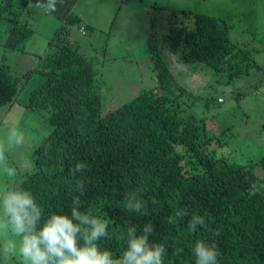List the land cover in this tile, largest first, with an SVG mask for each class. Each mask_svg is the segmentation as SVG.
<instances>
[{
    "label": "trees",
    "instance_id": "1",
    "mask_svg": "<svg viewBox=\"0 0 264 264\" xmlns=\"http://www.w3.org/2000/svg\"><path fill=\"white\" fill-rule=\"evenodd\" d=\"M73 1L55 0V12L61 13L56 16L68 25L79 21L68 12ZM155 20L150 18L147 49L162 92L146 90L105 114L91 59L56 31L36 68L44 80L26 103L48 110L53 129L34 149V170L17 186L35 195L47 218L69 212L75 179H83L85 210L107 220L111 239L101 245L116 258L127 247V227L135 225L139 233L151 223L150 241L166 242L164 264H195L198 240L216 242L218 264H264V187L251 166L209 152L195 116H181L172 106L167 91L173 75L158 47ZM165 27L162 44L183 63L204 62L230 78L258 68L253 48L233 42L223 18L181 9L170 13ZM32 32L28 21L15 17L6 26L4 44L17 49ZM20 85V77L0 60V105L13 104ZM77 162L90 167L73 177L70 169ZM129 193L146 201L147 215L124 209L121 201ZM179 209L188 216L169 224ZM193 214L205 218L195 232L188 228Z\"/></svg>",
    "mask_w": 264,
    "mask_h": 264
},
{
    "label": "rangeland",
    "instance_id": "2",
    "mask_svg": "<svg viewBox=\"0 0 264 264\" xmlns=\"http://www.w3.org/2000/svg\"><path fill=\"white\" fill-rule=\"evenodd\" d=\"M181 9L225 19L231 40L253 48L258 68L230 78L204 62L178 60L165 49L162 34L170 13ZM68 12L79 16L78 23L65 24L43 0H0V60L21 82L17 100L0 105V146L7 164L17 170L10 181L0 173V185L17 186L34 170V149L53 129L48 110L26 103L30 90L44 80L36 68L56 31L57 38L66 36L91 59L105 114L146 90L162 92L147 49L150 18H156L158 47L173 75L167 91L172 106L181 116H195L209 152L251 166L264 187V0H74ZM15 17L28 21L33 32L10 49L5 29ZM17 134L23 135L20 144Z\"/></svg>",
    "mask_w": 264,
    "mask_h": 264
},
{
    "label": "clouds",
    "instance_id": "3",
    "mask_svg": "<svg viewBox=\"0 0 264 264\" xmlns=\"http://www.w3.org/2000/svg\"><path fill=\"white\" fill-rule=\"evenodd\" d=\"M46 7L54 12L55 0H49ZM15 142L22 143L23 135L17 134ZM89 167L87 162H77L70 174L75 177L80 172L83 176ZM16 172L7 164L5 150L0 146V173L10 181ZM72 191L76 194L71 196L69 212L45 218L43 206L30 190L12 183L0 185V264H164L166 242L150 241L154 230L151 223L139 233L137 226L127 227V247L119 258L114 257L101 245V241L111 239L107 220L85 210L81 199L85 195L84 180L76 178ZM133 196L134 193L126 194L121 201L124 209L147 215L146 201ZM186 216L188 211L179 209L168 217V223L175 224L179 217ZM204 224V216L193 214L188 228L195 232L198 225ZM193 253L195 264H218L220 250L215 241H196Z\"/></svg>",
    "mask_w": 264,
    "mask_h": 264
},
{
    "label": "built area",
    "instance_id": "4",
    "mask_svg": "<svg viewBox=\"0 0 264 264\" xmlns=\"http://www.w3.org/2000/svg\"><path fill=\"white\" fill-rule=\"evenodd\" d=\"M219 100H221V101H222L223 99H222L221 97H219V98H218V101H219Z\"/></svg>",
    "mask_w": 264,
    "mask_h": 264
},
{
    "label": "crops",
    "instance_id": "5",
    "mask_svg": "<svg viewBox=\"0 0 264 264\" xmlns=\"http://www.w3.org/2000/svg\"><path fill=\"white\" fill-rule=\"evenodd\" d=\"M86 55V54H85Z\"/></svg>",
    "mask_w": 264,
    "mask_h": 264
}]
</instances>
